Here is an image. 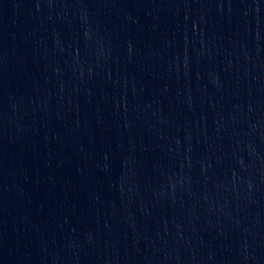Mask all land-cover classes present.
Returning a JSON list of instances; mask_svg holds the SVG:
<instances>
[{
  "label": "water",
  "instance_id": "1",
  "mask_svg": "<svg viewBox=\"0 0 264 264\" xmlns=\"http://www.w3.org/2000/svg\"><path fill=\"white\" fill-rule=\"evenodd\" d=\"M0 264H264V16L1 135Z\"/></svg>",
  "mask_w": 264,
  "mask_h": 264
}]
</instances>
